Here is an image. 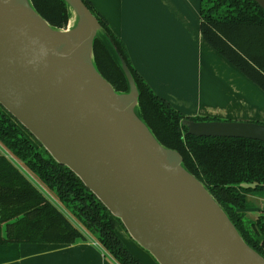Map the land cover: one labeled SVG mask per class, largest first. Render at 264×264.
I'll list each match as a JSON object with an SVG mask.
<instances>
[{"label":"water","instance_id":"obj_1","mask_svg":"<svg viewBox=\"0 0 264 264\" xmlns=\"http://www.w3.org/2000/svg\"><path fill=\"white\" fill-rule=\"evenodd\" d=\"M264 8V0H256ZM81 26L56 29L29 0H0V105L69 167L159 264H264L181 155L136 116L127 66L119 93L93 63L100 25L82 0H65ZM89 52L87 54V49ZM197 136L264 142V123L183 120Z\"/></svg>","mask_w":264,"mask_h":264},{"label":"trees","instance_id":"obj_2","mask_svg":"<svg viewBox=\"0 0 264 264\" xmlns=\"http://www.w3.org/2000/svg\"><path fill=\"white\" fill-rule=\"evenodd\" d=\"M82 1L101 29L92 44L96 69L116 92L127 93L130 86L123 61L138 91L136 116L160 144L181 155L182 166L203 184L244 241L264 258V214L248 216L245 211L248 195L264 191V142L189 133L183 120L215 119L186 115L156 94L133 66L125 43L105 17L90 0ZM29 3L53 28L63 29L70 18L65 0ZM199 15L203 39L264 91V8L256 0H199ZM0 145L9 153V157L0 154V245L70 244L89 236L116 264H143L117 234L118 223L125 229L121 220L1 105ZM30 178L52 194L75 223Z\"/></svg>","mask_w":264,"mask_h":264},{"label":"crops","instance_id":"obj_3","mask_svg":"<svg viewBox=\"0 0 264 264\" xmlns=\"http://www.w3.org/2000/svg\"><path fill=\"white\" fill-rule=\"evenodd\" d=\"M90 1L123 40L138 73L175 109L264 123V91L203 39L199 0ZM0 154L9 157L1 145ZM116 232L143 264H159L125 229ZM0 264L116 263L86 236L70 244L0 245Z\"/></svg>","mask_w":264,"mask_h":264},{"label":"rangeland","instance_id":"obj_4","mask_svg":"<svg viewBox=\"0 0 264 264\" xmlns=\"http://www.w3.org/2000/svg\"><path fill=\"white\" fill-rule=\"evenodd\" d=\"M81 26V19L76 15V13L71 10V18H69L68 22L65 24L63 29H72L75 27ZM5 150V149H4ZM6 154H9L8 151H6ZM16 162V164L20 165L17 160H13ZM30 175V174H29ZM31 176V175H30ZM33 181L42 189V191L48 196V198L55 203L58 207H60L66 215L75 223V221L68 215V213L64 210L62 205L57 201V199L47 192L40 184H38L34 179ZM249 197V207L246 208V212L249 214L248 216H255L257 214H264V191L257 192L256 194L252 193L248 195ZM118 228H122L120 224L117 225Z\"/></svg>","mask_w":264,"mask_h":264},{"label":"bare ground","instance_id":"obj_5","mask_svg":"<svg viewBox=\"0 0 264 264\" xmlns=\"http://www.w3.org/2000/svg\"><path fill=\"white\" fill-rule=\"evenodd\" d=\"M88 52H89V47H88V49H87V54H88Z\"/></svg>","mask_w":264,"mask_h":264}]
</instances>
